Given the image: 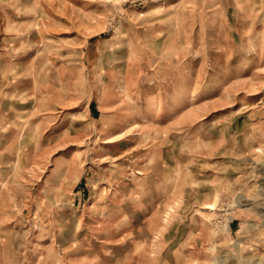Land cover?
Instances as JSON below:
<instances>
[{
	"label": "rangeland",
	"instance_id": "rangeland-1",
	"mask_svg": "<svg viewBox=\"0 0 264 264\" xmlns=\"http://www.w3.org/2000/svg\"><path fill=\"white\" fill-rule=\"evenodd\" d=\"M71 236L264 264V0H0V264Z\"/></svg>",
	"mask_w": 264,
	"mask_h": 264
},
{
	"label": "crops",
	"instance_id": "crops-1",
	"mask_svg": "<svg viewBox=\"0 0 264 264\" xmlns=\"http://www.w3.org/2000/svg\"><path fill=\"white\" fill-rule=\"evenodd\" d=\"M76 236L68 237L63 242L68 244L65 246L60 245L61 249L58 251L56 263H50L43 261L42 264H117L118 258L113 256L112 250H110L108 238L103 237L97 241H90L87 237H84L80 250L74 247V241ZM121 258V257H120ZM123 264V263H120Z\"/></svg>",
	"mask_w": 264,
	"mask_h": 264
},
{
	"label": "bare ground",
	"instance_id": "bare-ground-1",
	"mask_svg": "<svg viewBox=\"0 0 264 264\" xmlns=\"http://www.w3.org/2000/svg\"><path fill=\"white\" fill-rule=\"evenodd\" d=\"M205 207H207V208H211V209H212V208H215L213 202L206 204Z\"/></svg>",
	"mask_w": 264,
	"mask_h": 264
}]
</instances>
